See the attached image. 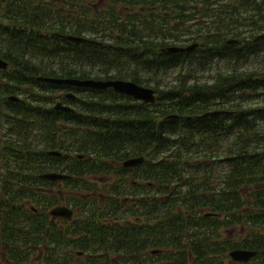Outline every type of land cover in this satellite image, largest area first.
I'll return each mask as SVG.
<instances>
[{"label":"trees","instance_id":"trees-1","mask_svg":"<svg viewBox=\"0 0 264 264\" xmlns=\"http://www.w3.org/2000/svg\"><path fill=\"white\" fill-rule=\"evenodd\" d=\"M94 1L0 0V251L12 264L35 252L37 264H223L246 248L257 250L251 261L227 264H264V0ZM221 60L212 84L200 83ZM173 70L164 91L149 75ZM39 76L128 79L157 96ZM57 90L82 92L74 112L54 109L68 104ZM215 109L230 113L200 117ZM134 156H144L132 170L142 199L120 164ZM52 171L69 178L39 176ZM59 183L67 192L55 193ZM59 201L70 220L50 216ZM221 228L245 237L234 244Z\"/></svg>","mask_w":264,"mask_h":264},{"label":"water","instance_id":"water-1","mask_svg":"<svg viewBox=\"0 0 264 264\" xmlns=\"http://www.w3.org/2000/svg\"><path fill=\"white\" fill-rule=\"evenodd\" d=\"M64 39L72 42V43H89L94 44L97 43L96 41L81 37V36H75L71 34H63L61 35ZM264 39V32L260 35H258L255 40H262ZM237 40L231 39L228 40V44L236 43ZM197 43H191L186 46H167L163 49H161L164 52H170V53H178V52H190L193 51L195 48H197ZM7 61L0 58V69H6L7 68ZM37 80L48 82L54 85H67L75 88H92V89H105V88H111L114 92L124 94L127 96H131L135 100L142 101L144 103H152L155 100V90L152 87L149 86H143L141 84H138L131 80H124V79H93V78H87V79H78L74 77H49V76H39L37 77ZM66 97L72 98L73 94L68 92L65 94ZM9 100L12 101H18L19 98L15 95L8 96ZM54 109L61 110L65 112H73V108L70 106L62 104L60 101H57L54 105ZM230 113L226 110H209L204 112L200 115V117H217L223 114ZM179 117L176 114H169L166 116V118H177ZM49 155L54 156H60L61 151L59 150H50L47 151ZM78 157H81L82 155H77ZM144 161V156H134L127 158L122 161V166L125 168H131L136 167L139 164H141ZM42 178L48 179V180H62L65 178H69V175L60 173V172H46L39 175ZM50 216L54 217H64V218H71L72 216V210L67 206H55L51 210H49ZM152 254L159 253L158 249L152 250ZM257 254V250H250L245 248H233L229 250L228 256L230 257V260L233 262H239V263H246L251 258L255 257Z\"/></svg>","mask_w":264,"mask_h":264},{"label":"rangeland","instance_id":"rangeland-1","mask_svg":"<svg viewBox=\"0 0 264 264\" xmlns=\"http://www.w3.org/2000/svg\"><path fill=\"white\" fill-rule=\"evenodd\" d=\"M106 0H95L94 3L98 2V6L102 5ZM59 5V4H58ZM57 5L58 8H62L64 4H60L59 6ZM66 7V6H65ZM226 67V64L224 63V61H215L211 66L207 67L205 70L200 71L199 72V82L200 83H206V85H210L212 84L214 77L216 75V73L218 71L224 70ZM163 72H160L156 75H150V77L152 78L153 81L156 82H160L161 84V91L167 90L169 88V86L172 85L174 77L176 76L177 71H169L166 75L162 74ZM145 76L148 75V73H144ZM128 80V79H127ZM152 84H148L147 86H150ZM146 86V85H145ZM66 91H56L54 93L55 97H61L63 96V93H65ZM70 92H75L73 90H71ZM78 93V92H75ZM82 94V92L78 93ZM20 97L23 95H19ZM157 96V95H156ZM163 97V96H161ZM65 101H68V103H71L69 100L67 99H63ZM118 101V100H117ZM55 193L56 192H67V189L65 188V185L62 183L56 184L55 187ZM59 204H64L63 202L59 201ZM130 221H132L131 215H128ZM59 222V220H58ZM221 238L226 237L227 240H229L230 242L237 244L238 242H240V240L245 237L244 232L243 233H239V229L238 228H231V231L226 230L225 228H221ZM225 238V239H226ZM39 255L38 252L34 253L33 258L31 259L32 264H37L36 261L34 260L37 256ZM221 254H219L220 256ZM227 255V257H223V264H227L230 260L229 256H228V251L225 254ZM0 257H1V263L2 264H12V262L8 259V253H7V249L4 248V251H0ZM9 261V262H8Z\"/></svg>","mask_w":264,"mask_h":264},{"label":"flooded vegetation","instance_id":"flooded-vegetation-1","mask_svg":"<svg viewBox=\"0 0 264 264\" xmlns=\"http://www.w3.org/2000/svg\"><path fill=\"white\" fill-rule=\"evenodd\" d=\"M84 37H87V36H84ZM66 93V92H65ZM65 93H63V97L65 98V99H67V100H69V99H73L74 97H75V95H73V97L72 98H68V97H66V95H65ZM65 101V100H64ZM68 103V102H67ZM69 104V103H68ZM78 155H82L81 157H78L77 155H75V156H77V158H80V159H84V158H86V155H83V154H78ZM130 158V157H129ZM116 165V163L114 162V165L113 166H115ZM133 168H135V167H131V168H126V169H130V170H128V171H125V179H127V180H129L130 181V186H133L132 188H136V191H138L139 193H140V198L142 199V198H144V196H143V190H144V188H143V186L142 185H138L137 184V181H135V180H133L132 179V177H133V175H134V173H133ZM136 175V174H135ZM131 177V178H130ZM150 184V183H149ZM148 184V185H149ZM151 185V184H150ZM126 200H129L127 197H124L123 198V201H126ZM128 203V202H127ZM140 212V211H139ZM72 214H73V212H72ZM56 218H62V217H56ZM71 218H72V216H71ZM71 218H69V219H67V220H70ZM64 219H66V218H64Z\"/></svg>","mask_w":264,"mask_h":264}]
</instances>
